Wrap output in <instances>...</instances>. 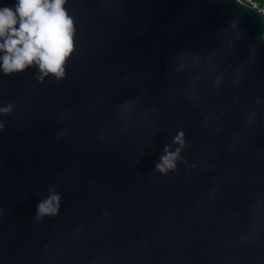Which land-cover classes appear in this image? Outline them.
I'll list each match as a JSON object with an SVG mask.
<instances>
[{"label":"water","instance_id":"water-1","mask_svg":"<svg viewBox=\"0 0 264 264\" xmlns=\"http://www.w3.org/2000/svg\"><path fill=\"white\" fill-rule=\"evenodd\" d=\"M64 8L62 78L6 74L0 50V264H264V16L241 0Z\"/></svg>","mask_w":264,"mask_h":264},{"label":"clouds","instance_id":"clouds-1","mask_svg":"<svg viewBox=\"0 0 264 264\" xmlns=\"http://www.w3.org/2000/svg\"><path fill=\"white\" fill-rule=\"evenodd\" d=\"M65 0H18L12 7L0 8V50L3 71L8 73L21 72L34 62L38 65L43 77L49 73L57 78L65 74L64 64L72 54L73 20L64 8ZM19 17V28L17 25ZM11 107L3 109L4 112ZM183 132L175 142L183 145ZM166 155L161 157L162 163L157 164L159 171L167 173L175 168V161L180 150L171 152L165 149ZM60 195L52 191L49 198L38 204V215H55L59 210Z\"/></svg>","mask_w":264,"mask_h":264},{"label":"built area","instance_id":"built-area-1","mask_svg":"<svg viewBox=\"0 0 264 264\" xmlns=\"http://www.w3.org/2000/svg\"><path fill=\"white\" fill-rule=\"evenodd\" d=\"M247 4L264 16V7H261L258 3L252 2L251 0H248Z\"/></svg>","mask_w":264,"mask_h":264},{"label":"trees","instance_id":"trees-1","mask_svg":"<svg viewBox=\"0 0 264 264\" xmlns=\"http://www.w3.org/2000/svg\"><path fill=\"white\" fill-rule=\"evenodd\" d=\"M242 2L248 3V0H241ZM252 2L258 3L261 7H264V0H251Z\"/></svg>","mask_w":264,"mask_h":264}]
</instances>
